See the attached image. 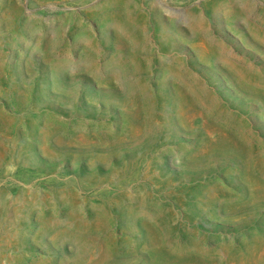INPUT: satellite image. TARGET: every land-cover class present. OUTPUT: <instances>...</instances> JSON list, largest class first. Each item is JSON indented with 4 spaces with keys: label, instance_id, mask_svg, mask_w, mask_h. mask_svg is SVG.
<instances>
[{
    "label": "rangeland",
    "instance_id": "obj_1",
    "mask_svg": "<svg viewBox=\"0 0 264 264\" xmlns=\"http://www.w3.org/2000/svg\"><path fill=\"white\" fill-rule=\"evenodd\" d=\"M0 264H264V0H0Z\"/></svg>",
    "mask_w": 264,
    "mask_h": 264
}]
</instances>
